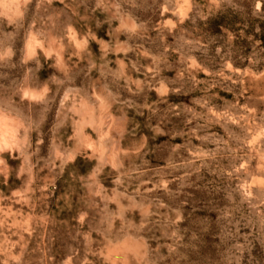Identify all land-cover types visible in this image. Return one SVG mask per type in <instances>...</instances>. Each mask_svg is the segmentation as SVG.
Here are the masks:
<instances>
[{"label": "clouds", "instance_id": "clouds-1", "mask_svg": "<svg viewBox=\"0 0 264 264\" xmlns=\"http://www.w3.org/2000/svg\"><path fill=\"white\" fill-rule=\"evenodd\" d=\"M0 264H264V0H0Z\"/></svg>", "mask_w": 264, "mask_h": 264}]
</instances>
